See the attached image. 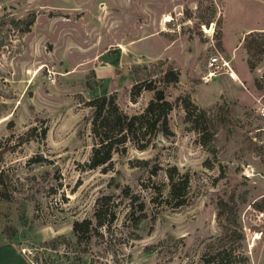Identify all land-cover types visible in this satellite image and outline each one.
Listing matches in <instances>:
<instances>
[{"label": "rangeland", "instance_id": "rangeland-1", "mask_svg": "<svg viewBox=\"0 0 264 264\" xmlns=\"http://www.w3.org/2000/svg\"><path fill=\"white\" fill-rule=\"evenodd\" d=\"M149 79L172 101L170 133L90 166L87 99L137 112L153 89H130ZM0 172L1 234L35 264H264V0H0ZM103 193L114 220L76 240Z\"/></svg>", "mask_w": 264, "mask_h": 264}, {"label": "trees", "instance_id": "trees-1", "mask_svg": "<svg viewBox=\"0 0 264 264\" xmlns=\"http://www.w3.org/2000/svg\"><path fill=\"white\" fill-rule=\"evenodd\" d=\"M34 21V15L26 19V26ZM177 70L168 65L164 71L166 81L177 79ZM152 88L153 95L148 99L144 107L137 112H127L124 110L116 99V95L111 92H103L87 99L91 106V131L94 136V143L89 157V165L96 166L101 163H108L111 160L112 152L118 144L126 145V141L135 142L139 147L144 146L151 140L150 137L161 131L164 134L170 133L171 128L168 120V113L172 107V101L166 96L162 86L153 84L151 79L142 83L134 82L130 89L131 99H135L141 88ZM185 116L193 122V126L198 129L202 142L208 140L210 133L205 134L206 129L199 126L197 121L198 113L194 112L195 108L202 109L189 96L184 100ZM169 168L168 176L170 178L169 191L173 196L179 197L176 203L183 201L182 194L187 185V175L182 178H175ZM2 175L0 172V183ZM180 183V184H179ZM1 195L9 197L7 189L0 187ZM264 198V193L262 194ZM114 200L110 193L100 194L96 199V206L92 216H83L75 218L72 221V230L76 240H88L93 235H103L100 230L102 226H108L116 216ZM86 250V248H84Z\"/></svg>", "mask_w": 264, "mask_h": 264}, {"label": "crops", "instance_id": "crops-1", "mask_svg": "<svg viewBox=\"0 0 264 264\" xmlns=\"http://www.w3.org/2000/svg\"><path fill=\"white\" fill-rule=\"evenodd\" d=\"M0 264H35L23 246L1 234L0 230Z\"/></svg>", "mask_w": 264, "mask_h": 264}, {"label": "built area", "instance_id": "built-area-1", "mask_svg": "<svg viewBox=\"0 0 264 264\" xmlns=\"http://www.w3.org/2000/svg\"><path fill=\"white\" fill-rule=\"evenodd\" d=\"M216 58H210L209 60V68L208 70L202 75L203 80L209 79L212 75L216 73V64L214 63ZM211 66V67H210ZM227 73L231 77H235V70L232 67H229L226 69ZM244 173L246 175H250V170L248 168H245ZM257 217H261L264 215L263 209L256 210Z\"/></svg>", "mask_w": 264, "mask_h": 264}, {"label": "bare ground", "instance_id": "bare-ground-1", "mask_svg": "<svg viewBox=\"0 0 264 264\" xmlns=\"http://www.w3.org/2000/svg\"><path fill=\"white\" fill-rule=\"evenodd\" d=\"M235 78H238V74H237V72L235 71Z\"/></svg>", "mask_w": 264, "mask_h": 264}]
</instances>
